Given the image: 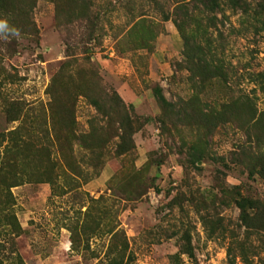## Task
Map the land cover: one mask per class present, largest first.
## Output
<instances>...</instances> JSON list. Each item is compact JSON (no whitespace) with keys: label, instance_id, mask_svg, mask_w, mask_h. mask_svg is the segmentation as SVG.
I'll return each instance as SVG.
<instances>
[{"label":"rangeland","instance_id":"374dc122","mask_svg":"<svg viewBox=\"0 0 264 264\" xmlns=\"http://www.w3.org/2000/svg\"><path fill=\"white\" fill-rule=\"evenodd\" d=\"M179 1L59 0L65 15L58 20L54 0H0L10 28L23 18L34 23L19 34L0 30V156L7 141L26 138L43 165L42 155L58 159L53 184L11 188L20 229L0 234L2 254L15 251L19 264H264L263 25L224 8L208 28L206 16L195 13L188 31L204 50L212 41L225 75L202 85L182 68L172 14ZM20 11L27 14L15 16ZM157 87L172 106L159 104ZM196 96L222 113L213 129L186 116ZM247 96L255 108L249 125ZM233 99L240 102L219 106ZM117 108L132 119L133 148L114 154L119 139L111 138L95 174L81 162L88 150L75 145L91 178L67 189V121L86 140L107 138L119 126ZM192 142L205 152L195 165L187 159ZM134 189L143 193L125 197ZM111 226L116 238L105 233Z\"/></svg>","mask_w":264,"mask_h":264},{"label":"trees","instance_id":"16d2710c","mask_svg":"<svg viewBox=\"0 0 264 264\" xmlns=\"http://www.w3.org/2000/svg\"><path fill=\"white\" fill-rule=\"evenodd\" d=\"M56 3V14L57 19L59 20L63 13V8L61 4H58L59 0H54ZM4 2V0H3ZM224 8L238 10L240 13L245 15H251V18L257 23L261 21L262 30H264V0H181L176 3L173 9L174 16V24L179 31L182 39H183V58H182V68L186 69L192 74V77L197 78V82L204 85L207 81H211L215 78L225 79V75L223 72L222 65H220L217 61H215L212 57V41L206 40V50H204L202 45L197 42L194 38V34L188 31V26L191 20L194 19L195 13H201L206 16L207 19V27H216L218 22V14H222L224 12ZM22 10V9H20ZM6 14H8V10L4 14L0 12V19H6ZM24 11H20L15 16L19 17L20 15H26ZM262 18V19H261ZM16 18L13 22H16ZM10 22V21H9ZM8 22V25H10ZM20 29L23 31V27H26L27 30H31L34 27V23L31 20H25V18L20 19ZM60 23V22H59ZM90 30L89 36L91 37L96 29V25L93 21L90 20ZM258 31V29H256ZM67 46V44H66ZM68 48V46H67ZM83 53H87L84 51ZM70 54L67 51V57ZM196 84V81L194 82ZM157 101L163 108H167L168 106H172L170 102L163 95L160 87H157L154 91ZM121 101V99L118 97ZM244 102L250 106V116L255 113V108L250 101V98L247 96L245 99H242ZM242 101V102H243ZM240 99H233L229 102H224L219 106L223 107H234ZM92 103L99 111L98 102L96 100H92ZM189 112H187L188 117H190L193 122L192 124L200 126L203 123L209 124L210 129L216 127V125L223 119L222 113L218 111V109L210 107L204 108L203 101L199 96L194 98H190L189 101ZM192 104V105H191ZM208 107V106H206ZM120 119L118 120L119 126L115 129L112 135L107 138H97L86 140L84 135H76L73 131L74 121L73 119L67 121V157L61 159V161H65V165L67 167L65 169V174L67 177V189L73 190L79 187V184L83 180V182H87L91 175L86 171L84 172L80 161L77 160L74 156V146L77 145L80 148L88 150L90 156L84 160L81 158V162L83 165H86L87 168H91L93 173L98 174L102 169L105 162V155L107 154V145L111 138L117 137L119 142L113 143L114 146V154L124 155L133 148V141L131 135L133 133L134 127L132 125V119L129 114L121 109L117 108ZM123 112V113H121ZM110 111H106L105 116L110 115ZM70 114L67 110V118ZM16 130H11V134H14ZM2 144H0L1 146ZM47 143L41 146V151L47 150ZM45 147V148H44ZM35 150L34 142L26 140V138L20 139V141H14V138L11 141H7L3 147V155L0 156V234H14L17 235L20 229L19 224L17 222L16 216L12 211V207L14 205V199L11 193V188L16 185H20L26 181H37V182H49L51 184L54 183L55 177L58 176L55 173V169L58 168V159L51 158L50 154L47 153L44 156L46 159V163L48 165H43V157L37 158L35 153H30L31 149ZM24 151V152H22ZM188 161L191 165H195L198 161H201L205 157V152L202 148H200L195 142L189 144L187 148ZM44 154V153H42ZM264 170V166L261 165V171ZM126 193V192H125ZM135 195L131 198L129 196L128 199H136L143 192L134 189ZM102 200V197L97 199ZM93 201H95L93 199ZM244 209V206H241ZM87 215L92 216V212L90 208H87ZM109 213L107 207H101L98 209V215H103L106 217ZM114 231V228L108 227L105 229V233L111 234V238H116L120 235V232ZM1 245V241H0ZM182 252L186 253L189 257L192 255L191 247L181 246L180 248ZM8 259H14L19 263H21L19 254L15 253V251H11V254H2L0 249V264H5Z\"/></svg>","mask_w":264,"mask_h":264},{"label":"clouds","instance_id":"9594fccd","mask_svg":"<svg viewBox=\"0 0 264 264\" xmlns=\"http://www.w3.org/2000/svg\"><path fill=\"white\" fill-rule=\"evenodd\" d=\"M5 28H7L8 30H10V31H12L14 33H18L19 34L17 29L9 27L8 22H7L6 19H0V30H3Z\"/></svg>","mask_w":264,"mask_h":264}]
</instances>
